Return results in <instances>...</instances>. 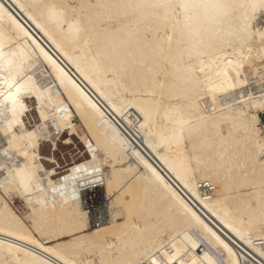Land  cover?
<instances>
[{"label":"bare ground","instance_id":"bare-ground-1","mask_svg":"<svg viewBox=\"0 0 264 264\" xmlns=\"http://www.w3.org/2000/svg\"><path fill=\"white\" fill-rule=\"evenodd\" d=\"M263 20L0 0V264H264ZM65 132L90 159L58 177L40 146Z\"/></svg>","mask_w":264,"mask_h":264},{"label":"rangeland","instance_id":"rangeland-1","mask_svg":"<svg viewBox=\"0 0 264 264\" xmlns=\"http://www.w3.org/2000/svg\"><path fill=\"white\" fill-rule=\"evenodd\" d=\"M263 23H264V20H263ZM27 103L29 106H32V108H31L32 112L28 113L29 116L26 118V122H27L28 126H33L38 122V118H37L35 110H34V101H27ZM29 118H30V120H29ZM260 120H261L262 128L264 130V114H260ZM67 135H68V133L65 132L64 137ZM71 138H72L73 142L69 146H65L60 142L58 144V150L55 152V159H56L57 163L59 164V166L56 164H49V165L46 164V166H48V167L54 166L57 169V176L58 177H61V176H64V175L70 173V169L72 167H74L75 164L77 165L79 162L84 163L90 159L87 148H85L83 146L84 142H82V140L77 136H72ZM60 141L62 142V140H60ZM41 153L43 155H46V156H48L50 154L49 146L47 145V142L43 143Z\"/></svg>","mask_w":264,"mask_h":264},{"label":"crops","instance_id":"crops-1","mask_svg":"<svg viewBox=\"0 0 264 264\" xmlns=\"http://www.w3.org/2000/svg\"><path fill=\"white\" fill-rule=\"evenodd\" d=\"M65 134V133H64ZM64 134L62 135V137L57 141V143H56V146H54V144L53 143H51V142H47V145L49 146V151H50V154L48 155V156H46V155H43L42 153H41V149H42V147H43V144L40 146V154H41V157H42V161H43V164L45 165V167L46 168H48V169H51V168H54V169H56L54 166H50V167H48V166H46V164L47 165H49V164H56V165H58L59 166V164L57 163V161H56V159H55V152L58 150V144H59V142L60 143H62L63 145H65V146H69V145H71V144H66L64 141H65V139H67V137H68V135L67 136H65L64 137ZM64 137V138H63ZM60 140H62V142L60 141ZM73 142V141H72ZM81 142V141H80ZM82 143V142H81ZM83 144V143H82ZM83 146L86 148V146L83 144ZM55 147V148H54ZM53 160V161H52ZM83 162H79L78 164H82ZM76 165V164H75ZM57 170V169H56Z\"/></svg>","mask_w":264,"mask_h":264},{"label":"built area","instance_id":"built-area-1","mask_svg":"<svg viewBox=\"0 0 264 264\" xmlns=\"http://www.w3.org/2000/svg\"><path fill=\"white\" fill-rule=\"evenodd\" d=\"M200 188H202V189L207 188V189H208V188H210V187H209L208 184L205 183V184H203V186H200ZM211 190H212V189H211ZM176 264H178V263H176Z\"/></svg>","mask_w":264,"mask_h":264}]
</instances>
